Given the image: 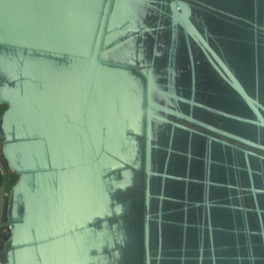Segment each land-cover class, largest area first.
Listing matches in <instances>:
<instances>
[{
    "label": "water",
    "instance_id": "1",
    "mask_svg": "<svg viewBox=\"0 0 264 264\" xmlns=\"http://www.w3.org/2000/svg\"><path fill=\"white\" fill-rule=\"evenodd\" d=\"M0 264H264V0H0Z\"/></svg>",
    "mask_w": 264,
    "mask_h": 264
},
{
    "label": "crops",
    "instance_id": "2",
    "mask_svg": "<svg viewBox=\"0 0 264 264\" xmlns=\"http://www.w3.org/2000/svg\"><path fill=\"white\" fill-rule=\"evenodd\" d=\"M11 185L12 175L8 174V170L6 169L5 164L0 156V250L2 249V245L4 243L3 239L7 233V229L3 220V209Z\"/></svg>",
    "mask_w": 264,
    "mask_h": 264
},
{
    "label": "rangeland",
    "instance_id": "3",
    "mask_svg": "<svg viewBox=\"0 0 264 264\" xmlns=\"http://www.w3.org/2000/svg\"><path fill=\"white\" fill-rule=\"evenodd\" d=\"M15 180H16V177L12 175V184L14 183Z\"/></svg>",
    "mask_w": 264,
    "mask_h": 264
},
{
    "label": "flooded vegetation",
    "instance_id": "4",
    "mask_svg": "<svg viewBox=\"0 0 264 264\" xmlns=\"http://www.w3.org/2000/svg\"><path fill=\"white\" fill-rule=\"evenodd\" d=\"M2 109H3V108H0V112H1Z\"/></svg>",
    "mask_w": 264,
    "mask_h": 264
}]
</instances>
